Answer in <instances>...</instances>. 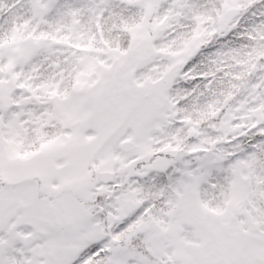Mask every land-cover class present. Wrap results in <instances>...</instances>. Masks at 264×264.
Returning a JSON list of instances; mask_svg holds the SVG:
<instances>
[{"label": "snow or ice", "instance_id": "6c2138e0", "mask_svg": "<svg viewBox=\"0 0 264 264\" xmlns=\"http://www.w3.org/2000/svg\"><path fill=\"white\" fill-rule=\"evenodd\" d=\"M0 264H264V0H0Z\"/></svg>", "mask_w": 264, "mask_h": 264}]
</instances>
